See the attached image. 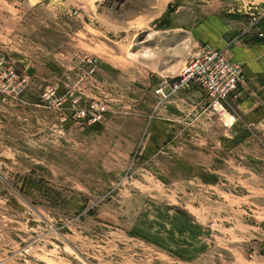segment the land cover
<instances>
[{"label":"rangeland","instance_id":"1","mask_svg":"<svg viewBox=\"0 0 264 264\" xmlns=\"http://www.w3.org/2000/svg\"><path fill=\"white\" fill-rule=\"evenodd\" d=\"M256 32L264 0H0V264H264V119L154 93Z\"/></svg>","mask_w":264,"mask_h":264},{"label":"built area","instance_id":"2","mask_svg":"<svg viewBox=\"0 0 264 264\" xmlns=\"http://www.w3.org/2000/svg\"><path fill=\"white\" fill-rule=\"evenodd\" d=\"M261 36H263L261 34ZM244 67L229 58L224 50L206 47L202 54L188 64L176 78L164 76L155 88L158 112L190 90L194 85L203 90L210 101L212 116L229 115L230 100L238 98L241 88L245 85ZM81 100L72 99L76 118L84 122L94 123L104 119L107 108L98 102L89 108L82 109Z\"/></svg>","mask_w":264,"mask_h":264},{"label":"crops","instance_id":"3","mask_svg":"<svg viewBox=\"0 0 264 264\" xmlns=\"http://www.w3.org/2000/svg\"><path fill=\"white\" fill-rule=\"evenodd\" d=\"M254 34L261 35V33L257 32ZM262 35L264 36L263 33ZM213 38L215 39H208V41L214 42L216 46H213L212 44H210V46L216 49L218 48L220 50H225L224 44L228 46V43L224 41L220 42V39L218 37L217 39L215 35L213 36ZM221 43L224 44L222 45ZM232 54L234 61L243 65L244 75L246 79L245 85L241 88L239 95L240 100L238 101L239 105L241 106L240 117L248 118L249 121H251L249 123L252 124V122H256L260 120V118L264 119V44H236L232 49ZM205 97V92L194 85L192 89L189 90V92L181 94V96L177 98L175 103L177 102L178 106L183 109V106L185 104L189 105L191 102L198 105L200 103L202 104L205 101L203 100ZM177 113L178 110L175 108V106H171L170 114L173 118L165 119V123L155 122L153 128L154 132L152 133L154 138L159 136L160 134L167 136L169 135L172 129L176 126L175 122L177 120L174 116Z\"/></svg>","mask_w":264,"mask_h":264},{"label":"water","instance_id":"4","mask_svg":"<svg viewBox=\"0 0 264 264\" xmlns=\"http://www.w3.org/2000/svg\"><path fill=\"white\" fill-rule=\"evenodd\" d=\"M251 43L264 44V36H261L259 34H254L251 38L245 40V44H251Z\"/></svg>","mask_w":264,"mask_h":264}]
</instances>
